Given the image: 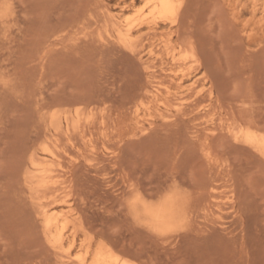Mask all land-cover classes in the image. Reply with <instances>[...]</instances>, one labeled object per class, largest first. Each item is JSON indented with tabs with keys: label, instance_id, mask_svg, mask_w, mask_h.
Instances as JSON below:
<instances>
[{
	"label": "rangeland",
	"instance_id": "1",
	"mask_svg": "<svg viewBox=\"0 0 264 264\" xmlns=\"http://www.w3.org/2000/svg\"><path fill=\"white\" fill-rule=\"evenodd\" d=\"M163 1L0 0V264H264V0Z\"/></svg>",
	"mask_w": 264,
	"mask_h": 264
},
{
	"label": "bare ground",
	"instance_id": "2",
	"mask_svg": "<svg viewBox=\"0 0 264 264\" xmlns=\"http://www.w3.org/2000/svg\"><path fill=\"white\" fill-rule=\"evenodd\" d=\"M162 4H163V10L168 9V7H167V6H168V3H167L165 0L162 2ZM121 34H122V33H121ZM243 116H244V115H243ZM241 117H242V116H241ZM241 119H243V118H241ZM241 121H242V120H241ZM249 125H250V124H249ZM249 127H250V126H249ZM258 129H259V128H258ZM237 133H238V132H237ZM261 133H262V132H261ZM244 135H245V134H244ZM234 136H235V135H234ZM260 138H261V137H260ZM262 139H263V138H262ZM263 140H264V139H263ZM249 142H250L251 144H255V143H256V141H255L254 139H253V140H249ZM261 143H262V142H261ZM263 143H264V141H263ZM258 145H259V144H258ZM260 147H261V146H260ZM262 147L264 148V145H262ZM255 150H256V149H255ZM46 178H47V176H46ZM42 179H43V175H42ZM43 180H45V179H43ZM42 182H43V181H42ZM52 183H53V182H52ZM41 184H42V183H41ZM44 184H45V183H44ZM48 184H49V183H48ZM46 188H47V187H46ZM46 188H45V189H46ZM55 188H56V187H55ZM53 193H54V192H53ZM173 197H175V196H173ZM56 198H57V197H56ZM173 199H174V198H173ZM173 202H174V201H173ZM173 202H172V203H173ZM172 203H171V204H172ZM177 203H178V201H177ZM139 204H140V203H139ZM173 205H174V204H173ZM175 205H176V202H175ZM178 205H179V204H178ZM139 206H142V205H139ZM147 206H148V205H147ZM171 206H172V205H171ZM150 207H151V205L148 206V208H150ZM173 207H174V206H173ZM178 207H179V206H178ZM141 208H142V207H141ZM141 208H140V209H141ZM144 208H145V207H144ZM151 208H152V207H151ZM151 208H150V210H152ZM175 208H176V207H175ZM153 209H154V208H153ZM138 210H139V209H138ZM145 210H146V208H145ZM145 210H144V211H145ZM148 210H149V209H148ZM159 210H162V209L160 208ZM163 210H164V209H163ZM176 210L179 211L178 208H176ZM153 211H154V210H153ZM167 211H168V210H167ZM140 212H141V211H140ZM150 212H151V211H150ZM155 212H156V211H155ZM169 212H170V211H169ZM172 212H173V209H172ZM172 212H170V213H172ZM174 212H176V211L174 210ZM174 212H173V213H174ZM179 212H180V211H179ZM144 213H145V212H144ZM147 213H148V212H147ZM158 213H159V212H158ZM177 213H178V212H177ZM152 214H153V213H151V215H149V216L152 217V218H155V220L161 219V215H158V214L155 215V214H154V215L152 216ZM175 214H176V213H175ZM175 214H174L172 217H174ZM141 215H143V214H141ZM169 215H170V214H169ZM170 216H171V215H170ZM163 217H164V216H163ZM165 217H169V216H167V214H166ZM175 217H176V216H175ZM179 217H180V216H179ZM146 218H147V217H146ZM177 218H178V217H177ZM177 218H175V220H177ZM57 219H58V218H57ZM167 219H168V218H167ZM169 219H170V218H169ZM171 219H172V218H171ZM171 219H170V220H171ZM148 220H149V219H148ZM161 220L163 221L162 223L165 222L164 219H161ZM165 220H166V218H165ZM52 221H53V220H52ZM55 221H56V220H55ZM149 221L153 222L152 220H149ZM166 221H167V220H166ZM168 221H169V220H168ZM46 222H47V221H46ZM63 222H65V221H63ZM53 223H54V222H53ZM53 223H52V224H53ZM48 224H49V223H48ZM52 224H51V225H52ZM152 224H153V223H152ZM169 224H170V223H169ZM169 224H168V225H169ZM174 224H175V223H173V224L171 223V225H174ZM49 225H50V224H49ZM156 225H157V223H156ZM161 225H162V224H161ZM164 225H167V224L164 223L163 226H164ZM47 227H48V226H47ZM154 227H155V226H154ZM170 227H171V226H170ZM45 228H46V227H45ZM151 228H152V227H151ZM155 228H156V227H155ZM160 229H161V228H160ZM158 230H159V229H158ZM163 231H164V230H163ZM62 233H63V232H62ZM74 236H75V235H74ZM73 238H75V237H73ZM68 240H69V239H68ZM84 240H85V239H84ZM84 240H83V241H84ZM53 242H54V241H53ZM59 242H60V241H59ZM72 244H73V243H72ZM82 244H83V243H82ZM87 244H88V243H87ZM69 245H70V244H69ZM90 246H91V245H90ZM86 247H87V246H86ZM87 248H88V247H87ZM69 250H70V249H69ZM69 250H68V251H69ZM86 251L88 252V249H87ZM98 251H99V249H98ZM84 252H85V251H84ZM100 254H101V253H100ZM96 256H97V254H95L94 257L96 258ZM110 257H111V255L109 256V258H110ZM105 258H106V256H105ZM76 259H78V258H76ZM96 259H97V258H96ZM113 259H114V258H113ZM101 260H102V259H101ZM113 261H114V260H113ZM113 261H112V262H113ZM115 261H116V259H115ZM96 262H98V261H96ZM96 262H95V263H96ZM122 262H123V261H122ZM122 262H121V263H122ZM123 264H128V263H126V262L124 263V262H123Z\"/></svg>",
	"mask_w": 264,
	"mask_h": 264
}]
</instances>
